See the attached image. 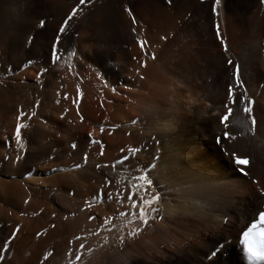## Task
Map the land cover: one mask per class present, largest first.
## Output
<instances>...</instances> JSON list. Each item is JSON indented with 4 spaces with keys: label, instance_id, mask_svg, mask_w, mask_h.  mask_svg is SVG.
Wrapping results in <instances>:
<instances>
[{
    "label": "bare ground",
    "instance_id": "bare-ground-1",
    "mask_svg": "<svg viewBox=\"0 0 264 264\" xmlns=\"http://www.w3.org/2000/svg\"><path fill=\"white\" fill-rule=\"evenodd\" d=\"M214 7L0 0V264H264L239 238L264 207V3ZM140 175L147 224L127 200Z\"/></svg>",
    "mask_w": 264,
    "mask_h": 264
},
{
    "label": "snow or ice",
    "instance_id": "snow-or-ice-1",
    "mask_svg": "<svg viewBox=\"0 0 264 264\" xmlns=\"http://www.w3.org/2000/svg\"><path fill=\"white\" fill-rule=\"evenodd\" d=\"M89 2H90V0H79L80 5H84V4L89 3ZM167 2L171 3L172 0H167ZM221 3H222V0H215L214 12L216 13L217 16H219V12L217 11V9L221 5ZM262 3H264V0H262ZM126 10L128 11L129 16L133 15L131 9H126ZM77 12H78V9L74 8L73 13L64 21V24L66 25L69 22V20H71L72 16L77 14ZM133 22L135 23L134 17H133ZM41 23H43V22H41ZM215 27H216L217 36H218V38L221 39V43L223 45L224 51L228 52V50H229L228 45H227L226 41L223 39V37H221V35H220L221 29H220L219 22L216 23ZM65 30L66 29L63 26L59 29V31L61 33L64 32ZM133 31H135V29H133ZM59 39H60V37L58 35L56 37V40L58 41ZM137 42L139 44V47L142 50L145 49V47L148 43L146 40L139 39V38L137 39ZM73 55H74V53H73ZM152 58L153 59L156 58L154 54H153ZM55 59L59 60L60 57L56 56ZM228 64L233 68V78L235 80V87L241 86L242 85V79H241V75H240V66L238 64H234V62L231 59L228 60ZM228 92H229V97H230V100L232 101V103H236V102H238V100L241 103L245 102L246 97L244 96V94H241L240 97L237 98L234 86L230 85ZM73 102L76 103L77 101L74 100ZM243 111L245 113H251L252 109L247 106V103H245V107L243 108ZM231 112H232V109L228 108L227 114L222 117V123H224L225 128L228 127L227 121L229 119ZM25 117H26V114L23 111H20V113L17 117L18 123L16 124V127H15V137H16L18 142H20L21 137H22V129H25L26 127H28V125L19 122L22 119H24ZM252 123L255 124L256 121L253 119ZM104 131H105V129L103 127H101V132H104ZM225 137L230 138V134L226 132ZM92 142L93 143H99L97 141H92ZM129 151L134 154L137 150L136 149H130ZM233 156L235 157V163L239 166H242L240 168V171L242 173L246 174L243 166H247L249 164V160L247 158L238 157V156H236L235 153H233ZM128 158H129L128 156H124V157H122V161H127ZM117 163H120V162H117ZM115 166L116 165L114 164L113 167H115ZM76 167H79V165H77ZM134 179L137 181V183L132 186L133 190L130 191L129 195L127 196V200L131 201V209H133V211L131 212V215L136 217L137 219L141 220L144 224H147L149 222L148 218H147L148 215L151 212L156 211V209H155V207H153V205L155 204V202L157 201V199L159 197H158V195H150V198H147V199L144 196H139L137 199H134V197H137V194L141 190L142 187H143L144 192L148 193V187L147 186H150L152 183V181L150 179H148L147 176H145V175H140L138 177H135ZM144 181H146L147 186H143L140 183V182H144ZM112 195H113L112 193H107V197L109 199L112 198ZM122 195H123V193L118 189L117 193H116L117 198H120ZM97 198H99V196ZM126 214L127 213H125V212L120 213V215H122V216L126 215ZM89 219H94V217H89ZM108 220H109V218H105V224L108 223ZM259 224H264V211L259 213L258 223L251 224V226H249L247 228V230H245L242 233V243L245 246V250L249 254L248 258L250 260H264V250L257 251L253 247V245L250 241V237H251V234L253 233V230L256 229ZM17 231H19V228H17ZM132 234L135 235V233H132ZM15 235H16V232L13 233V237H15ZM8 247H9L8 242H5V244L2 247H0V253H3L6 249H8ZM80 248H84V245L81 244ZM220 251H221V249L218 248L217 250L213 251L211 255L214 257V256L218 255V253ZM3 259H5V256L3 254H0V260H3ZM75 259L78 261L81 259V257L79 255H77L75 257Z\"/></svg>",
    "mask_w": 264,
    "mask_h": 264
},
{
    "label": "rangeland",
    "instance_id": "rangeland-1",
    "mask_svg": "<svg viewBox=\"0 0 264 264\" xmlns=\"http://www.w3.org/2000/svg\"><path fill=\"white\" fill-rule=\"evenodd\" d=\"M252 100H253V98L251 99V102H253Z\"/></svg>",
    "mask_w": 264,
    "mask_h": 264
}]
</instances>
